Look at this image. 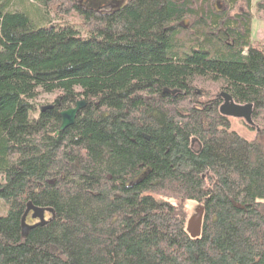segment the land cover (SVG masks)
I'll return each mask as SVG.
<instances>
[{
  "label": "trees",
  "instance_id": "1",
  "mask_svg": "<svg viewBox=\"0 0 264 264\" xmlns=\"http://www.w3.org/2000/svg\"><path fill=\"white\" fill-rule=\"evenodd\" d=\"M251 22V0H0V264H264V148L218 112L252 105L264 138ZM27 204L52 213L23 234Z\"/></svg>",
  "mask_w": 264,
  "mask_h": 264
},
{
  "label": "water",
  "instance_id": "2",
  "mask_svg": "<svg viewBox=\"0 0 264 264\" xmlns=\"http://www.w3.org/2000/svg\"><path fill=\"white\" fill-rule=\"evenodd\" d=\"M220 99L222 100V104L220 105L218 112L222 117L229 118V119H238L242 120L246 126L253 128L254 124L252 122L251 116H252V105L245 104V105H237L233 102L232 98L227 93H220L219 94ZM85 107V102L83 101H77L73 108H70L68 110L61 111L59 113V117L61 120L59 130L63 131L64 129L70 127L77 116V114L83 110ZM52 106H46L40 109V112H43L44 110L51 109ZM256 132H258V129H255ZM51 214L52 211L50 209H42L33 207L31 204H27L26 210L23 214V217L21 219V226L23 234L26 233V231L29 230V226L25 224L26 217L30 214L31 220H37L38 222L34 224L33 226H41L46 221L44 219L45 214ZM201 210H198V213L195 217L191 219V221L188 223L187 232L190 234L191 237H196L200 233V225H201Z\"/></svg>",
  "mask_w": 264,
  "mask_h": 264
},
{
  "label": "rangeland",
  "instance_id": "3",
  "mask_svg": "<svg viewBox=\"0 0 264 264\" xmlns=\"http://www.w3.org/2000/svg\"><path fill=\"white\" fill-rule=\"evenodd\" d=\"M106 1V0H104ZM259 0H251V14H252V22H251V41L252 44H258L262 45L261 47L264 48V13H260L256 11V4ZM102 4L104 2H101ZM63 22H66L68 24H76V21L74 20L73 16L71 18L65 17L62 19ZM54 24H58L59 22L51 20ZM207 89L210 90V92L213 93V95L217 94V88H212L209 86H206ZM55 95H40L37 100L34 102L35 110L36 112L40 110V108L45 107L49 104H51L55 100ZM222 104V103H221ZM73 108V107H72ZM230 123V129L240 136H242L244 139L250 142H257L261 147L264 148V138L260 139L257 136V133L253 130H249V127L245 125V123L242 120L238 119H229ZM165 201L170 202L172 205H177V202H174L171 199H165ZM4 204L0 200V215L6 214V211L4 209ZM184 210L187 215V223L186 226L188 227V223L191 221L193 217H195L198 213V207L195 202H187L184 205ZM186 227V229H187Z\"/></svg>",
  "mask_w": 264,
  "mask_h": 264
},
{
  "label": "bare ground",
  "instance_id": "4",
  "mask_svg": "<svg viewBox=\"0 0 264 264\" xmlns=\"http://www.w3.org/2000/svg\"><path fill=\"white\" fill-rule=\"evenodd\" d=\"M48 106H52V105H48ZM46 107V106H45ZM43 108V107H42ZM61 123V122H60ZM60 131V130H59Z\"/></svg>",
  "mask_w": 264,
  "mask_h": 264
},
{
  "label": "flooded vegetation",
  "instance_id": "5",
  "mask_svg": "<svg viewBox=\"0 0 264 264\" xmlns=\"http://www.w3.org/2000/svg\"><path fill=\"white\" fill-rule=\"evenodd\" d=\"M119 1V0H118Z\"/></svg>",
  "mask_w": 264,
  "mask_h": 264
}]
</instances>
